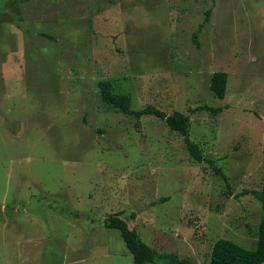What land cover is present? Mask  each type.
<instances>
[{"label":"rangeland","instance_id":"obj_1","mask_svg":"<svg viewBox=\"0 0 264 264\" xmlns=\"http://www.w3.org/2000/svg\"><path fill=\"white\" fill-rule=\"evenodd\" d=\"M100 81L187 115L230 188L156 117L102 103ZM263 176L264 0H0V264H133L103 225L120 212L159 254L209 264L220 238L254 248L260 204L234 196Z\"/></svg>","mask_w":264,"mask_h":264},{"label":"trees","instance_id":"obj_2","mask_svg":"<svg viewBox=\"0 0 264 264\" xmlns=\"http://www.w3.org/2000/svg\"><path fill=\"white\" fill-rule=\"evenodd\" d=\"M208 14V13H207ZM196 43V34L193 36ZM227 73L214 72L210 76L209 90L218 99H223L226 93ZM98 94L102 103L123 114L132 115L136 118L143 116H154L162 121L165 126L174 133H177L183 139L185 148L190 158L196 163L208 164L216 175L227 185L228 179L225 174L218 169L211 159L206 158L198 145L190 140L188 136L189 117L180 112H174L167 115L160 109L148 105L145 108L134 111L132 109V97L129 93H118L114 89L111 81H100L97 84ZM205 111L212 115H218L223 111V107H210L200 105L194 109V112ZM250 195L259 204L261 208V217L257 227V240L253 249H247L228 239L220 238L215 241L210 253L209 264H263L264 263V176L260 189L244 190L236 194L237 199L242 196ZM120 213L111 214L103 221L107 229L117 230L125 244L126 249L132 256L133 264H152L160 261L164 264H192L187 259H180L174 253L159 254L157 251L146 245L134 230L128 228L126 222L120 217Z\"/></svg>","mask_w":264,"mask_h":264}]
</instances>
